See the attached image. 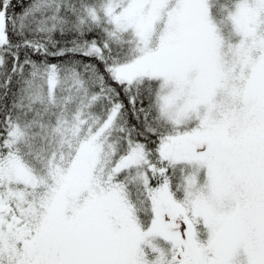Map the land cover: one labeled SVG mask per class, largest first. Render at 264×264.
I'll return each mask as SVG.
<instances>
[{"label":"snow or ice","instance_id":"obj_1","mask_svg":"<svg viewBox=\"0 0 264 264\" xmlns=\"http://www.w3.org/2000/svg\"><path fill=\"white\" fill-rule=\"evenodd\" d=\"M0 264H264V0H0Z\"/></svg>","mask_w":264,"mask_h":264}]
</instances>
